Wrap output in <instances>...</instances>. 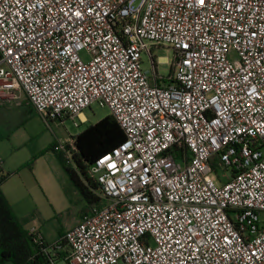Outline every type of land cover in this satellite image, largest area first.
Here are the masks:
<instances>
[{"label":"built area","instance_id":"1","mask_svg":"<svg viewBox=\"0 0 264 264\" xmlns=\"http://www.w3.org/2000/svg\"><path fill=\"white\" fill-rule=\"evenodd\" d=\"M156 47L174 53L166 86ZM20 94L76 127L107 107L125 134L90 169L101 204L54 244L30 230L43 252L264 264V0H0V95Z\"/></svg>","mask_w":264,"mask_h":264},{"label":"rangeland","instance_id":"2","mask_svg":"<svg viewBox=\"0 0 264 264\" xmlns=\"http://www.w3.org/2000/svg\"><path fill=\"white\" fill-rule=\"evenodd\" d=\"M157 63V74L168 77L172 55L165 48L154 52ZM160 59L170 63L161 62ZM142 67L153 75L150 59L142 56ZM11 122L6 117L0 122V158L17 166L13 183L20 178L39 179L41 186L35 187V192L25 189L26 208H20L22 224L26 227H36L48 244H54L68 230L79 221L81 214L90 204L70 179L66 169L62 166L59 156L68 159L67 145L71 138L77 136L89 125L96 124L106 116L111 115L109 108L92 104L83 113L86 121L74 125L71 119L63 122L59 120L46 121L44 117L24 108L12 107ZM6 115V114H4ZM2 116V115H1ZM55 147L57 152L51 150ZM60 149V150H59ZM66 151V152H65ZM72 169H76L71 158L68 159ZM219 176L230 175V171H217ZM49 181H53L51 185ZM40 186V187H39ZM20 220V219H19ZM64 264V263H59Z\"/></svg>","mask_w":264,"mask_h":264},{"label":"trees","instance_id":"3","mask_svg":"<svg viewBox=\"0 0 264 264\" xmlns=\"http://www.w3.org/2000/svg\"><path fill=\"white\" fill-rule=\"evenodd\" d=\"M124 140L123 129L113 116L109 115L96 124L89 125L72 138L70 145H67L68 150L72 152V162L76 169H72L67 159L59 156L60 162L69 174L70 179L91 207L99 206L101 198L99 196L100 185L91 174L90 169L97 159L111 152ZM51 150L57 152L54 146L51 147ZM213 167L217 177L220 178L217 172L219 170L217 164L213 163ZM9 177L10 174H5L1 171L0 264L64 263L69 255L67 246L63 245L60 250L43 252L42 248L34 242L35 235L27 230L16 216L1 189Z\"/></svg>","mask_w":264,"mask_h":264},{"label":"crops","instance_id":"4","mask_svg":"<svg viewBox=\"0 0 264 264\" xmlns=\"http://www.w3.org/2000/svg\"><path fill=\"white\" fill-rule=\"evenodd\" d=\"M160 48H165V47H156L154 49V52L156 50H159ZM165 49H166L167 52L171 53L172 59H173V55H174L173 51L171 49H168V48H165ZM154 52H153V54H154ZM160 61L161 62H165L167 64L170 63L168 60H164V59H160ZM161 77H163V76H161ZM168 83L169 82L167 80V77H163V79H160V81H159V84L162 85V86H166ZM12 107L24 108L26 110H29V112L35 111L34 108L31 105L28 104L24 94H20L19 100H15V101H13V100H11V99H9L7 97H4V95H0V122L2 121V118H4V117H6L8 119L6 122H11V120H13L12 119V117H13L12 116L13 115ZM4 114H6V115H4ZM16 167L17 166L11 165L8 162L2 163V171H3V173L10 174V177L2 185L1 189H2V191L4 193V195L6 196V198L8 199L10 205L12 206V209L14 210L16 216L22 222V218H21L22 216L20 214V213H22L21 209L22 208H26V205H27V201H26V197H25V189H31L32 191L35 192V187L34 186H38V184L41 186V183H40L39 179H37V178H35L33 180L34 184H35L34 186H33V183L31 182V180L30 179H26V178H20V183L19 182L13 183L14 177L17 174L15 172ZM48 182L51 185H54V182L52 180L51 181L48 180ZM41 188H42V186H41ZM89 209H90V207L87 208L86 210H84V212L80 216V219H79L78 223L81 221V219L83 218V216L85 215V213ZM24 227L27 230H29V231L32 230V229H36L37 231H39L36 227H33V226L32 227H26L24 225Z\"/></svg>","mask_w":264,"mask_h":264},{"label":"snow or ice","instance_id":"5","mask_svg":"<svg viewBox=\"0 0 264 264\" xmlns=\"http://www.w3.org/2000/svg\"><path fill=\"white\" fill-rule=\"evenodd\" d=\"M200 3H201V4H204V0H200Z\"/></svg>","mask_w":264,"mask_h":264}]
</instances>
